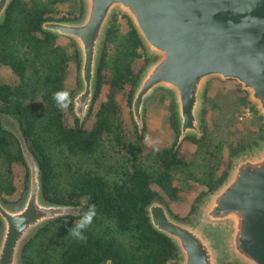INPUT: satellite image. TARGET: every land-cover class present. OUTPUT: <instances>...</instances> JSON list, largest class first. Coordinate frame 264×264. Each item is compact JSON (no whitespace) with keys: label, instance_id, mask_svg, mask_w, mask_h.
<instances>
[{"label":"trees","instance_id":"trees-1","mask_svg":"<svg viewBox=\"0 0 264 264\" xmlns=\"http://www.w3.org/2000/svg\"><path fill=\"white\" fill-rule=\"evenodd\" d=\"M83 11V0H11L0 20V65L15 75L13 81L0 80L1 200L17 203L21 199L14 195L13 161L25 165L28 178L19 138L3 124L4 113L18 122L38 163L43 198L87 207L95 204L97 208L93 224L84 232V241L68 235L81 215H61L43 223L22 244L20 264H104L108 259L110 264H177V246L151 225L147 205L155 198H166L168 207L169 200L179 197L180 189L191 186L189 179L206 185L195 197L200 202L225 178L230 164H224L221 158V141L206 136L185 137L197 144L201 156L197 166L178 154L174 102L169 120L176 131L175 142L154 153L145 152V124L139 133L131 113V97L149 58L125 13H121L126 24L124 33L119 32L117 12L106 27L87 117L82 123L76 116L72 123L65 119L67 109L57 107L53 93L66 89L72 67L78 70L79 51L72 38L61 41L59 35L44 29L42 22L79 19ZM126 84L130 85L127 101L132 128L126 127L117 100ZM104 85L106 90L99 100ZM252 108L257 113L254 104ZM91 114L94 117L87 126ZM258 142L251 136L246 142L230 143L228 152L233 156ZM196 207L191 206L188 212ZM168 210L176 218L188 220V215L180 217ZM222 264L242 263L226 259Z\"/></svg>","mask_w":264,"mask_h":264},{"label":"water","instance_id":"water-1","mask_svg":"<svg viewBox=\"0 0 264 264\" xmlns=\"http://www.w3.org/2000/svg\"><path fill=\"white\" fill-rule=\"evenodd\" d=\"M11 0H0V20ZM75 20H45L42 27L72 38L79 51L78 87L72 111L87 117L106 27L115 11L135 26L149 60L131 97L138 132L146 99L156 89L171 92L178 124L177 147L186 136L203 134L204 90L212 77L233 78L264 121V0H83ZM20 141L28 169L22 199L0 198V264H20V248L43 223L82 215L87 206L50 202L41 193L39 166L18 122L1 116ZM151 225L178 249L177 264H264V135L232 156L225 178L198 203L193 221L176 218L159 198L146 207ZM108 259L104 264H110Z\"/></svg>","mask_w":264,"mask_h":264},{"label":"rangeland","instance_id":"rangeland-1","mask_svg":"<svg viewBox=\"0 0 264 264\" xmlns=\"http://www.w3.org/2000/svg\"><path fill=\"white\" fill-rule=\"evenodd\" d=\"M115 12H117V16L121 21V23L119 22V32L124 33L126 29L125 19L121 16L122 12ZM59 36L61 41H64L65 37H69L64 35ZM110 46H112V44H110ZM140 59L137 61V65L140 64ZM0 80L10 82L15 80V75L7 66L0 65ZM78 84V70L72 67L68 72L66 89L74 93ZM105 87L106 85L102 87L101 94L98 97L99 100L104 96ZM129 90L130 85L126 84L125 87L118 92L117 100L122 107L126 127L132 128L133 121L130 114V105L127 101ZM252 104L253 103L247 98V92L241 88V84L236 79L212 77L206 84L204 90L202 136L210 137L214 141H221V158L224 164H230L231 162L232 156H230L228 152V145L230 143L234 144L237 141L246 142L251 136L256 138V140L262 139L258 137V134H264V121L263 118L254 112ZM172 106V94L164 88L156 89L155 92L146 99L143 119L145 126L142 138L145 152L154 153L156 151L154 148L158 147L162 149L171 146L173 142H175L176 131L172 128L169 120ZM74 116L72 109H67V116L65 119H67L69 123L73 122ZM93 117L94 115L91 114L87 118V126L91 124ZM11 118L14 119L13 117ZM3 121V124L7 127L8 123L5 120ZM146 136L150 137L154 142L151 146L146 142ZM178 154L185 159L193 160L195 166L201 161L200 153L197 152V144L188 139L182 140L178 147ZM11 170L13 184L16 187L14 195L22 199L27 188L26 183L28 184V178H25L27 172L26 167L21 161L15 160L11 163ZM174 181L177 182V180ZM189 182L191 186L187 189H180L178 191L179 197L174 200H169L168 203L170 210L180 217L188 215V220L185 221H193L195 219L196 211L190 213L188 211L191 206L198 205V199H195V197L200 190L206 189V185L199 181L189 179ZM152 186L158 188L155 184H152ZM160 200L164 202L166 198ZM7 204L14 205L16 203Z\"/></svg>","mask_w":264,"mask_h":264},{"label":"clouds","instance_id":"clouds-1","mask_svg":"<svg viewBox=\"0 0 264 264\" xmlns=\"http://www.w3.org/2000/svg\"><path fill=\"white\" fill-rule=\"evenodd\" d=\"M53 99L57 107L60 108L61 110H66L70 105L73 104L71 93L66 89H62L53 93ZM145 140L147 143L150 144V146L154 143L150 137L146 136ZM154 150L159 151V148L156 147L154 148ZM96 216H97L96 205L95 204L89 205L87 207V210L83 212L80 218L69 229L68 235L80 241L86 240L84 232L91 227Z\"/></svg>","mask_w":264,"mask_h":264},{"label":"flooded vegetation","instance_id":"flooded-vegetation-1","mask_svg":"<svg viewBox=\"0 0 264 264\" xmlns=\"http://www.w3.org/2000/svg\"><path fill=\"white\" fill-rule=\"evenodd\" d=\"M1 116H2V114H1ZM2 121H3V119H2ZM4 122V121H3Z\"/></svg>","mask_w":264,"mask_h":264}]
</instances>
